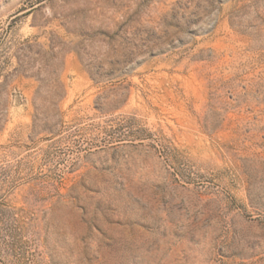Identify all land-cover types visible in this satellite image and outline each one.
Listing matches in <instances>:
<instances>
[{"label":"rangeland","instance_id":"1","mask_svg":"<svg viewBox=\"0 0 264 264\" xmlns=\"http://www.w3.org/2000/svg\"><path fill=\"white\" fill-rule=\"evenodd\" d=\"M0 264H264V0H0Z\"/></svg>","mask_w":264,"mask_h":264}]
</instances>
